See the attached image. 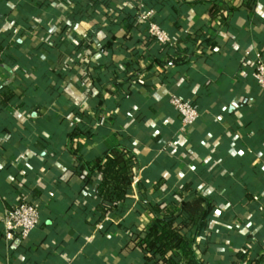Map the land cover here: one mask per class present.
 <instances>
[{"label":"crops","instance_id":"1","mask_svg":"<svg viewBox=\"0 0 264 264\" xmlns=\"http://www.w3.org/2000/svg\"><path fill=\"white\" fill-rule=\"evenodd\" d=\"M148 10L177 47L149 36ZM257 54L264 0H0V264H137L124 238L148 222L139 200L189 182L216 205L197 237L209 264L264 256ZM172 94L199 110L193 126ZM120 144L140 160L136 193L95 224L75 173ZM21 200L41 207L40 223L7 241L5 211Z\"/></svg>","mask_w":264,"mask_h":264},{"label":"trees","instance_id":"2","mask_svg":"<svg viewBox=\"0 0 264 264\" xmlns=\"http://www.w3.org/2000/svg\"><path fill=\"white\" fill-rule=\"evenodd\" d=\"M152 21L168 31L162 22ZM141 25L146 28L148 23L141 22ZM170 45L165 44L166 47ZM59 60H64L62 54ZM99 100L103 102L101 97ZM74 157L79 164L80 156ZM139 166L136 151L121 144L104 148L92 165L88 162L79 164L75 174L83 181L82 192L95 205L96 212L92 214L95 224L108 215L120 213L133 199L132 181ZM27 202L41 212L38 204ZM215 210V203L194 189L192 182L174 190L173 198L153 204L141 198L134 212L136 215L146 214L148 222L143 229H132L124 238V245L132 244L138 251L137 264H209L207 247L202 248L197 237L206 228ZM197 249H201L202 257L198 256ZM246 256V252L236 254L238 261L246 259ZM246 264H264V256L248 258Z\"/></svg>","mask_w":264,"mask_h":264},{"label":"built area","instance_id":"3","mask_svg":"<svg viewBox=\"0 0 264 264\" xmlns=\"http://www.w3.org/2000/svg\"><path fill=\"white\" fill-rule=\"evenodd\" d=\"M139 17L141 22L148 23V34L150 37L154 38L161 44L171 43L174 47H177L174 37H172L170 33L166 29L162 28L157 22L152 21L154 17L153 11H145L141 13ZM17 32L18 29L15 30V33ZM172 62L173 60L169 61L170 64ZM253 69V76L262 92H264V58L261 54H257ZM170 102L184 127H191L195 124L200 114L199 110L191 101L184 99L180 95L172 94ZM138 181L139 177L136 173L132 181L134 193H136L135 190ZM40 218L41 212L35 205L24 200L13 204L5 211L3 219L5 239L7 241H11L16 236L23 239L27 238L39 225Z\"/></svg>","mask_w":264,"mask_h":264}]
</instances>
